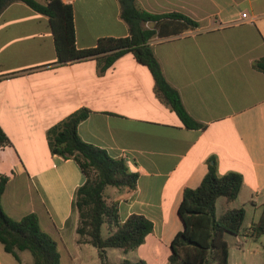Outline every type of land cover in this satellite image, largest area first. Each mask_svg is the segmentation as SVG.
Here are the masks:
<instances>
[{"label":"crops","instance_id":"1","mask_svg":"<svg viewBox=\"0 0 264 264\" xmlns=\"http://www.w3.org/2000/svg\"><path fill=\"white\" fill-rule=\"evenodd\" d=\"M61 2L74 10L78 49L93 48L100 38L128 36L118 0ZM136 2L147 12L181 13L199 24L157 38L151 47L165 80L201 127L185 128L159 101L150 71L131 53L103 72L93 59L58 64L46 16L21 2L0 15V127L10 141L0 148V176H8L1 205L15 221L36 215L57 244L60 264H85L82 253L89 244L77 243L73 206L85 178L76 162L50 152L46 132L81 108L90 113L77 127L79 138L124 158L139 173L134 193L119 190L108 199L119 200L120 220L137 214L153 225L133 255L123 252L122 261L168 264L170 243L182 230L183 190L196 188L209 165L219 176L242 177L238 197L224 199L220 214L242 208L247 231L262 212L264 73L253 64L264 57V0ZM241 236L225 239L228 264H261L264 249L252 243L257 239ZM19 258L20 263L0 244V264L31 263L23 252Z\"/></svg>","mask_w":264,"mask_h":264},{"label":"trees","instance_id":"2","mask_svg":"<svg viewBox=\"0 0 264 264\" xmlns=\"http://www.w3.org/2000/svg\"><path fill=\"white\" fill-rule=\"evenodd\" d=\"M21 2L33 11L46 16L50 22L56 63L67 64L96 60L103 72L117 59L131 53L150 71L153 92L159 101L169 107L187 129L201 125L185 111L178 92L165 80L149 42L180 35L196 29L199 24L181 13L155 14L141 9L136 0H118L120 19L128 26L126 37H104L95 47L78 49L76 46L74 10L61 0H47L40 4L35 0H0V15L12 3ZM253 67L264 73V57L255 61ZM90 111L81 108L46 132L48 147L53 155L71 159L80 168L85 181L74 193V211L78 217L77 243L89 244L97 250L100 264H109L107 249H120L124 253L135 250L152 233L153 225L142 215L132 214L124 222L119 218V200L105 198L107 187L136 190L139 173L130 170L124 158H112L106 151L83 142L77 127ZM10 144L0 127V148ZM8 176H0V244L6 253L20 263L19 253L29 252V264H60L56 242L44 233L34 214L19 221L9 218L2 209L1 198ZM242 177L234 172L219 176L215 165L208 171L196 188H185L178 208L182 230L170 243L168 264H228V245L225 235L237 236L242 230L244 210L226 209L216 214V201L224 198L234 201L240 192ZM107 226L108 235L102 236V226ZM246 235L254 239L264 236V204L258 221L251 225ZM121 264H146L142 260Z\"/></svg>","mask_w":264,"mask_h":264},{"label":"rangeland","instance_id":"3","mask_svg":"<svg viewBox=\"0 0 264 264\" xmlns=\"http://www.w3.org/2000/svg\"><path fill=\"white\" fill-rule=\"evenodd\" d=\"M118 189L116 188H112V187H107L106 190H105V198L106 199H109L110 196H114L116 193H118ZM224 201V198H219L217 203H216V214L219 215L220 214V211H221V203ZM249 217H250V214H248V218H247V222L249 221ZM102 236L103 237H106L108 235V231H107V226L106 225H103L102 226ZM241 235L243 236L246 231H245V223L242 225V230H241ZM241 236V237H242ZM231 237L232 235L230 234H226L225 235V239L229 240V242H231ZM258 242H252V243H259V246L261 249H264V236H261L259 238H256ZM135 250H132L129 252V254L133 255ZM83 256H82V259H83V262H85V264H100V261L97 257V252L95 250L94 247H92L91 245H87L85 246V251L84 253H82ZM123 254V251L120 250V249H107L106 250V256H107V260H108V263L109 264H121L122 262V259H120V257L122 256ZM23 257L24 259L28 260V262H32V257H31V254L29 252H23ZM128 261H131V262H137L136 260H128ZM261 264H264V252L262 253V258H261Z\"/></svg>","mask_w":264,"mask_h":264},{"label":"built area","instance_id":"4","mask_svg":"<svg viewBox=\"0 0 264 264\" xmlns=\"http://www.w3.org/2000/svg\"><path fill=\"white\" fill-rule=\"evenodd\" d=\"M63 1H68V0H63ZM154 40H155V39L151 40V41L149 42V44L151 45V44L153 43Z\"/></svg>","mask_w":264,"mask_h":264}]
</instances>
